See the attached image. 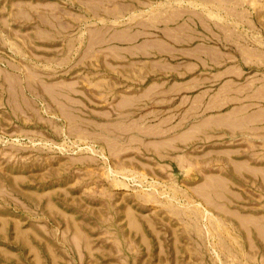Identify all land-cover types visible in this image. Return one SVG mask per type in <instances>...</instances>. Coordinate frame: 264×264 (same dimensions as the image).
Instances as JSON below:
<instances>
[{"label": "rangeland", "instance_id": "rangeland-1", "mask_svg": "<svg viewBox=\"0 0 264 264\" xmlns=\"http://www.w3.org/2000/svg\"><path fill=\"white\" fill-rule=\"evenodd\" d=\"M0 264H264V0H0Z\"/></svg>", "mask_w": 264, "mask_h": 264}]
</instances>
